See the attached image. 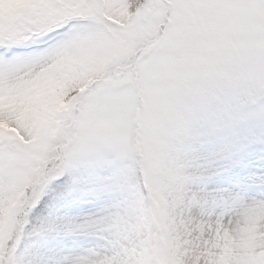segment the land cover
Instances as JSON below:
<instances>
[{
    "label": "snow or ice",
    "instance_id": "obj_1",
    "mask_svg": "<svg viewBox=\"0 0 264 264\" xmlns=\"http://www.w3.org/2000/svg\"><path fill=\"white\" fill-rule=\"evenodd\" d=\"M0 264H264V0H0Z\"/></svg>",
    "mask_w": 264,
    "mask_h": 264
}]
</instances>
